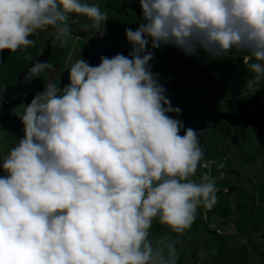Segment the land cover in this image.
I'll use <instances>...</instances> for the list:
<instances>
[{"label": "clouds", "instance_id": "obj_1", "mask_svg": "<svg viewBox=\"0 0 264 264\" xmlns=\"http://www.w3.org/2000/svg\"><path fill=\"white\" fill-rule=\"evenodd\" d=\"M142 22L125 29L128 55L80 56L63 88L49 82L20 116L23 137L0 160V264H178L177 238L211 210L219 188L204 161L202 131L151 70V49L212 59L243 54L264 83V0H139ZM69 14L94 32L108 20L86 0H0V53L35 46L54 30L64 46ZM32 60V57H25ZM53 66L35 60L31 82ZM183 130V135L181 131ZM223 162L218 165L223 168ZM169 233L153 237V223Z\"/></svg>", "mask_w": 264, "mask_h": 264}, {"label": "rangeland", "instance_id": "obj_2", "mask_svg": "<svg viewBox=\"0 0 264 264\" xmlns=\"http://www.w3.org/2000/svg\"><path fill=\"white\" fill-rule=\"evenodd\" d=\"M134 1L86 0L89 4H99L101 10L107 13L108 20L101 29L103 35L101 36L100 34V41L104 40L105 37H113V40L117 39L113 45L119 49L123 48V37L119 36V34L127 26L128 28L135 29V26H139L142 22L131 7V3ZM67 23L71 29V33L68 36L67 44L64 46H60L59 43L53 46L52 40L54 36L52 33L54 30L50 27L47 31L39 32L30 37V39L36 42L34 47L29 46L27 49H19L16 52H12L11 56L6 60L3 59L2 53H0V95L7 88L17 86L20 73L24 72L37 57L43 55L48 43L51 44L53 50L52 58L49 62L53 67L46 69L40 74L46 85L49 82H54L60 86V72L63 70V73L69 70L71 65L79 59L80 55L82 57L88 55L91 60L92 56L88 50L90 48L88 41L82 37H78L75 33L92 29L90 27L92 22L86 17L69 14ZM162 48L166 51L165 46ZM25 57H32V60H28ZM175 64V67L181 66L179 62H175ZM244 67L243 61L233 59L226 60L221 64L218 69L220 70L219 73H212L210 69H205L204 74H206V77L200 75L201 69H199L195 80L196 86L191 82L189 77H184V82L181 83L180 87V95L178 94L176 98L174 96L172 98L168 97L171 84L164 77H161L159 70H152L154 74H158V82L166 88V96L170 99L171 104L174 107H179L181 110L184 108L187 111L185 123L183 122L186 127L195 130L199 128L198 130L202 131L204 136L207 135V143L205 141L203 145L205 153L208 151V145L211 140L214 139L213 136L220 135V139L225 141L230 134L228 126L222 127L220 125V118L216 113L234 114L241 108L242 103L253 99L259 91L264 89V83L254 88L248 87L247 82L252 78L253 73L251 70L244 71ZM246 73L251 76L245 75ZM174 81L172 86H174L175 92L179 78L174 77ZM197 94L200 95V99L196 100L198 102L195 105L194 99ZM24 108L25 105L15 109H4L0 101V160L18 142L15 134L3 131L2 118L6 115L20 117L23 114ZM257 110L264 113V103ZM210 136H212V139ZM233 145V148H236L239 154V161L237 159L234 160L233 157H227V159L216 163L214 167H218L223 162L224 171L219 167L217 171L219 176L224 175L223 172H225L227 177H232V180L227 182L226 185L236 184V181H239V199H250V206L240 202L243 208L247 209L244 215H247L250 223L255 222V224L252 229L246 232L241 229L240 231L243 233V236L241 238H234V236L230 246L225 244L224 239H226V236L209 235V238L218 240L223 252L219 256H216L217 252H215L212 263L208 260L200 259L193 260L190 262L191 264H264V126L251 128L248 132V137L242 139L240 145ZM245 152H248V156L245 155ZM222 156L225 157L226 155H221L219 160L223 158ZM207 159L208 157H205L204 160ZM219 160L216 161L218 162ZM231 166L237 167L235 172L237 175L229 171ZM211 167L207 171L211 172L213 170ZM0 175H4V173L0 171ZM215 175L213 177H215L216 185L220 189L223 184L218 181ZM240 210L242 211L238 204V214ZM242 215L243 212L238 215L239 218ZM237 232L239 233V231ZM255 235L257 237H254ZM246 238L248 242H244L243 239L246 240Z\"/></svg>", "mask_w": 264, "mask_h": 264}, {"label": "crops", "instance_id": "obj_3", "mask_svg": "<svg viewBox=\"0 0 264 264\" xmlns=\"http://www.w3.org/2000/svg\"><path fill=\"white\" fill-rule=\"evenodd\" d=\"M138 27L139 26L136 25L135 29ZM126 28H128V26ZM125 29L123 30L122 33L120 34L118 33V34L119 36L123 37L124 46L122 49L126 50L129 53V51L131 50V46L127 41L125 35ZM105 38H108L111 44H113L117 40V39L113 40V37L111 38L105 37ZM165 49L166 51L162 47L159 49H151V45L149 44V50L153 51L154 53V59L151 61V66H152L151 70H159L161 77L162 78L164 77V79L171 84V88L169 91L170 93L168 95V97L170 96L171 98L172 96L176 98L180 93V87H181V83L184 82V77H189L191 79V82L196 86L195 80L199 69H201L200 75L206 77V74H204L205 69L207 68L210 69L212 73H219L220 70L218 69L220 68L221 64H223L226 60L238 59L240 61H243V66H245L243 68L244 71L250 70L247 64L244 63L243 54L238 56L236 54H233L232 57L217 60L208 57L207 54H205L203 51L199 53V58H197L195 56H185L181 50L175 47L165 46ZM88 50L91 55L90 48ZM83 58H85L89 62L91 61L88 55H86ZM175 62L181 63V66L175 67L176 65ZM62 71L60 72V77ZM245 75L251 76L248 73H246ZM174 77L179 78V83L176 86L175 92H174V86H172L173 82H175ZM199 99H200V95L197 94L194 100L196 102V100ZM197 102L195 103V105H197ZM195 112L196 114H198L197 111ZM186 113L187 111H185V109L183 108L182 114L180 116L177 117L175 113H169V115L173 116L174 118L180 119L184 122ZM219 122L222 127L228 126L223 120H220ZM184 126L186 129L187 127L185 124ZM228 127L230 130V134L228 133L229 134L228 139L226 138V140L224 141L220 139L221 138L220 135L213 136L214 139H212V136H210L212 140L208 145L209 147L208 151L207 153L204 152V159L205 157H208V159L204 161L211 162L209 164L210 167L212 166L211 169L213 168V170H211V175L213 176L214 174H216L215 176H217L218 181L221 184H223L222 188H220L218 191L217 203L213 206L211 210L198 208L196 221L193 223L190 229L186 230V232L182 236H179L177 238L175 234H171L174 241L178 240V242L176 243L177 249L180 251V258L178 264H191L190 262H192L193 260H200V259H205L210 261V263H212V259L213 256L215 255V252H217L216 256H219L223 252V249L220 247L218 240L209 238V235L212 236V234H217L218 236L221 237L226 236V239H224L225 244L227 246H230L234 238H241L243 236L242 235L243 233L240 231L241 229L245 230L246 232L247 230L252 229V227L255 224V222L250 223V220L247 218V215L246 214L244 215V212L247 209L243 208L242 204L244 203V205L250 206V201H249L250 199L249 200L239 199V194H240L239 181H236V184L232 183L226 185L227 182L232 180L231 179L232 177L231 176L227 177L225 172H223L224 175L219 176L217 171L218 167L216 168L214 167L216 163H219L220 161L227 159V157L230 158L233 157L234 160L237 159L239 161V154L236 151L237 149L233 148L234 143L232 140L233 136L236 134V130L231 126ZM198 129L199 128H197L196 130L200 131ZM180 134L183 135V130L181 131ZM203 136L204 134H201L200 136V141L202 146L204 145L205 141L207 143V135L204 137ZM238 145H240V143ZM221 155H226V156L225 157L222 156L223 158L219 160ZM245 155L248 156V152H245ZM216 160L219 161L217 162ZM235 165L237 164L235 163ZM210 167L207 170H210ZM221 169L222 171H224L223 170L224 168ZM207 170H204L202 168L198 169L196 174V179H199L201 173ZM236 170H237L236 166H231L229 169V171L233 172L234 175H237L235 173ZM237 203L242 209V211L240 210L239 214L243 212L244 215V216L242 215L240 218L238 216L239 214L237 213V206H238ZM218 231H221V233H218ZM237 231H239V233ZM165 233H169V230L165 226L160 225L158 222L154 221L152 228L153 237ZM254 237L257 236L255 235ZM243 240L244 242H248L247 238L246 240L245 239Z\"/></svg>", "mask_w": 264, "mask_h": 264}, {"label": "trees", "instance_id": "obj_4", "mask_svg": "<svg viewBox=\"0 0 264 264\" xmlns=\"http://www.w3.org/2000/svg\"><path fill=\"white\" fill-rule=\"evenodd\" d=\"M132 9L136 12L138 18L142 20L141 9L139 0H135L131 3ZM78 37L86 39L90 45L91 50V62L93 65H98L101 56H107L109 58L116 54L128 55L126 50L119 49L110 43L108 38L100 41V32H94L93 29L87 31H80L75 33ZM52 46L48 43L44 50L43 55L37 57L35 60L40 62H50L52 58ZM12 52L4 50L2 57L4 60L11 56ZM34 60V61H35ZM32 61L29 67L32 66ZM28 67V68H29ZM28 68L20 73L18 84L14 88H7L3 94L0 95L1 105L4 109H15L22 105H27L31 102L34 95L43 91L46 86L44 80L39 78L33 79L30 83L24 80V76ZM69 83L68 70L61 74L60 86L63 88ZM264 103V89L259 91L255 97L247 102L241 104V108L234 114H219L216 113L220 120H223L228 126L233 127L236 130V134L233 136V143L238 145L240 141L247 137L248 131L253 127L264 126V113L257 109ZM23 124L20 117L15 115H6L2 118V129L5 132L13 133L17 136L18 140L23 137Z\"/></svg>", "mask_w": 264, "mask_h": 264}, {"label": "built area", "instance_id": "obj_5", "mask_svg": "<svg viewBox=\"0 0 264 264\" xmlns=\"http://www.w3.org/2000/svg\"><path fill=\"white\" fill-rule=\"evenodd\" d=\"M209 167H210V164H209ZM209 167L208 168H202V169L207 170V169H209ZM217 195H218V193H217ZM218 233H221V231H218Z\"/></svg>", "mask_w": 264, "mask_h": 264}]
</instances>
